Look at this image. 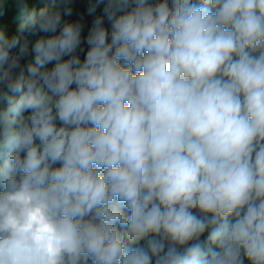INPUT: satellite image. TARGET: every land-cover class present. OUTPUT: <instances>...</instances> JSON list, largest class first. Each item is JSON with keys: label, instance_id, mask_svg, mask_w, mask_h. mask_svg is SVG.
<instances>
[{"label": "clouds", "instance_id": "1", "mask_svg": "<svg viewBox=\"0 0 264 264\" xmlns=\"http://www.w3.org/2000/svg\"><path fill=\"white\" fill-rule=\"evenodd\" d=\"M75 3L0 27V264H264V0Z\"/></svg>", "mask_w": 264, "mask_h": 264}, {"label": "trees", "instance_id": "2", "mask_svg": "<svg viewBox=\"0 0 264 264\" xmlns=\"http://www.w3.org/2000/svg\"><path fill=\"white\" fill-rule=\"evenodd\" d=\"M25 2L28 4L29 10L33 7L38 10L39 7L47 3L48 0H25ZM85 8L86 0H76L75 9L79 13L84 14L85 22L90 24L92 18L86 15ZM75 18L76 17L74 16L72 19ZM19 23H21V18L19 16V10L16 7V0H7V9L3 15H0V27L6 30L15 31V29L19 26Z\"/></svg>", "mask_w": 264, "mask_h": 264}, {"label": "rangeland", "instance_id": "3", "mask_svg": "<svg viewBox=\"0 0 264 264\" xmlns=\"http://www.w3.org/2000/svg\"><path fill=\"white\" fill-rule=\"evenodd\" d=\"M88 24V23H87ZM90 26V24H88Z\"/></svg>", "mask_w": 264, "mask_h": 264}]
</instances>
